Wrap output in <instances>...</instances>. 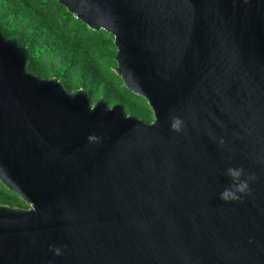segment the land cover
<instances>
[{"label": "water", "instance_id": "water-1", "mask_svg": "<svg viewBox=\"0 0 264 264\" xmlns=\"http://www.w3.org/2000/svg\"><path fill=\"white\" fill-rule=\"evenodd\" d=\"M58 2L113 36L153 120L39 77L0 29V182L27 204H0V264H264V0ZM229 166L255 176L239 201Z\"/></svg>", "mask_w": 264, "mask_h": 264}, {"label": "trees", "instance_id": "trees-1", "mask_svg": "<svg viewBox=\"0 0 264 264\" xmlns=\"http://www.w3.org/2000/svg\"><path fill=\"white\" fill-rule=\"evenodd\" d=\"M0 29L31 50L28 70L41 78H59L66 88L86 89L95 102L122 103L127 114L150 120L146 101L128 90L114 73L113 36L76 19L58 0H0ZM0 204L25 205L0 183Z\"/></svg>", "mask_w": 264, "mask_h": 264}, {"label": "clouds", "instance_id": "clouds-1", "mask_svg": "<svg viewBox=\"0 0 264 264\" xmlns=\"http://www.w3.org/2000/svg\"><path fill=\"white\" fill-rule=\"evenodd\" d=\"M183 119L179 116H173L170 121V129L176 133L183 130ZM221 144L223 140L219 141ZM224 175L229 183L219 192L218 197L224 202L239 201L250 194L251 183L254 182L255 176L248 174L241 167L229 166L225 169ZM59 255L60 250L56 249Z\"/></svg>", "mask_w": 264, "mask_h": 264}, {"label": "rangeland", "instance_id": "rangeland-1", "mask_svg": "<svg viewBox=\"0 0 264 264\" xmlns=\"http://www.w3.org/2000/svg\"><path fill=\"white\" fill-rule=\"evenodd\" d=\"M116 49V48H115ZM119 77V76H118ZM142 98V97H141ZM144 99V98H143ZM145 100V99H144ZM146 101V100H145ZM147 103V102H146ZM122 104V103H121ZM148 105V104H147ZM149 106V105H148ZM150 108V107H149ZM150 111H151V109H150ZM133 115H135V114H133ZM135 116H137V117H139V118H142L143 120H145L142 116H140V115H135ZM153 120V113H152V111H151V116H150V120H145V121H148V122H150V121H152ZM1 183V182H0ZM2 184V183H1ZM3 185V184H2ZM4 186V185H3ZM5 187V186H4ZM6 188V187H5ZM7 189V188H6ZM8 190V189H7ZM10 191V190H9ZM16 194V193H15ZM17 195V194H16ZM18 196V195H17ZM19 197V196H18ZM20 198V197H19ZM21 199V198H20ZM22 200V199H21ZM23 201V200H22ZM24 202V201H23ZM24 204L25 205H19V204H17V205H14V206H16V207H22V208H26L27 207V204L24 202ZM7 205H10V204H7ZM11 206H13V205H11Z\"/></svg>", "mask_w": 264, "mask_h": 264}, {"label": "flooded vegetation", "instance_id": "flooded-vegetation-1", "mask_svg": "<svg viewBox=\"0 0 264 264\" xmlns=\"http://www.w3.org/2000/svg\"><path fill=\"white\" fill-rule=\"evenodd\" d=\"M151 122V121H150Z\"/></svg>", "mask_w": 264, "mask_h": 264}]
</instances>
